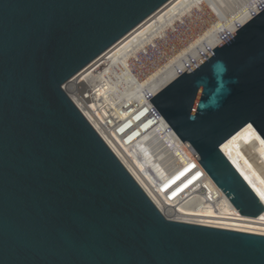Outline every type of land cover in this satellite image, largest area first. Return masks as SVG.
Masks as SVG:
<instances>
[{
    "label": "water",
    "instance_id": "obj_1",
    "mask_svg": "<svg viewBox=\"0 0 264 264\" xmlns=\"http://www.w3.org/2000/svg\"><path fill=\"white\" fill-rule=\"evenodd\" d=\"M169 0H0V264H264V235L167 218L64 84ZM244 216L221 148L264 140V8L149 99Z\"/></svg>",
    "mask_w": 264,
    "mask_h": 264
},
{
    "label": "bare ground",
    "instance_id": "obj_2",
    "mask_svg": "<svg viewBox=\"0 0 264 264\" xmlns=\"http://www.w3.org/2000/svg\"><path fill=\"white\" fill-rule=\"evenodd\" d=\"M263 7L264 0H169L68 80L64 88L75 86L86 95L99 97L120 87L129 88L132 102L147 112L135 131L144 140L163 138L182 157L189 150L149 99ZM75 91L71 95L78 103L84 91ZM113 147L125 156L118 146ZM122 147L134 157L137 168H130L146 193L159 209L171 211L175 219L264 235V211L251 217L239 214L228 202L217 211H192L178 205L204 175L208 176L201 166L193 168L187 163L157 183L154 174L143 170L136 158L142 148ZM221 150L264 204V140L254 127Z\"/></svg>",
    "mask_w": 264,
    "mask_h": 264
},
{
    "label": "built area",
    "instance_id": "obj_3",
    "mask_svg": "<svg viewBox=\"0 0 264 264\" xmlns=\"http://www.w3.org/2000/svg\"><path fill=\"white\" fill-rule=\"evenodd\" d=\"M78 89L80 92L84 91L80 88L76 89L75 86L72 89L65 88L90 124L143 189L144 187L135 177L130 168V165L137 168L135 159L130 156L129 153H127V150L122 146H126L129 150L135 148L139 150V147L142 148V151L140 152L139 150L136 158L142 163L143 170L145 169L154 174L157 183L164 181L177 169L187 163L193 165V168L201 166L190 151L180 157L171 145L163 140V138H148L144 140V138L141 137V134L138 131H135L137 129V124L143 120L147 115V112L140 111V106L135 104V102H132L130 99L131 97L129 96V88L120 87V89L117 88L115 90L107 91L106 94L101 97L93 94L86 95L84 91L81 94L82 96H79V102L76 103L71 93L74 94L73 92L75 90L78 91ZM109 141H111L113 145L118 146L125 156L120 155ZM137 144H139V147ZM143 155L144 158H142ZM138 170L141 173L139 167ZM227 202L230 203L227 196L216 186L210 177L204 175L201 183L194 185L190 192L179 200L178 205L192 211L204 210L207 208L217 211L221 205H226ZM175 208L177 209V207ZM160 211L167 218L177 220L174 218L175 216L173 217L171 211L167 212L161 209ZM183 222L195 223L191 221ZM196 224L204 225L202 223Z\"/></svg>",
    "mask_w": 264,
    "mask_h": 264
}]
</instances>
